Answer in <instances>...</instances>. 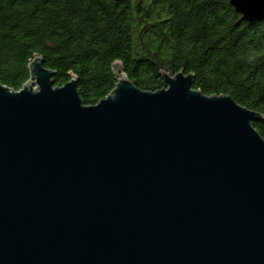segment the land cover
<instances>
[{"label":"water","instance_id":"obj_1","mask_svg":"<svg viewBox=\"0 0 264 264\" xmlns=\"http://www.w3.org/2000/svg\"><path fill=\"white\" fill-rule=\"evenodd\" d=\"M226 1L264 21V0ZM114 69L94 106L40 56L0 82V264H264L263 116L193 74L146 92Z\"/></svg>","mask_w":264,"mask_h":264},{"label":"trees","instance_id":"obj_2","mask_svg":"<svg viewBox=\"0 0 264 264\" xmlns=\"http://www.w3.org/2000/svg\"><path fill=\"white\" fill-rule=\"evenodd\" d=\"M36 56L55 87L75 79L86 106L113 92L120 64L143 91L193 74L194 90L264 118V21L226 0H0V82L20 91ZM253 126L264 139V120Z\"/></svg>","mask_w":264,"mask_h":264},{"label":"rangeland","instance_id":"obj_3","mask_svg":"<svg viewBox=\"0 0 264 264\" xmlns=\"http://www.w3.org/2000/svg\"><path fill=\"white\" fill-rule=\"evenodd\" d=\"M114 71H115V69H114ZM115 74L117 75L116 71H115ZM118 77H119V76H118ZM119 78H120V77H119ZM29 82H30V81H29ZM28 84H29V83H28ZM28 84H27V85H28ZM33 85H34V84H33ZM34 86H35V85H34ZM35 87H36V86H35Z\"/></svg>","mask_w":264,"mask_h":264}]
</instances>
